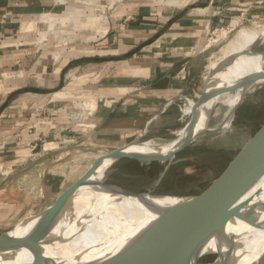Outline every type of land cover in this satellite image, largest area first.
Wrapping results in <instances>:
<instances>
[{
  "label": "crops",
  "instance_id": "crops-1",
  "mask_svg": "<svg viewBox=\"0 0 264 264\" xmlns=\"http://www.w3.org/2000/svg\"><path fill=\"white\" fill-rule=\"evenodd\" d=\"M104 6L0 0V229L52 205L103 155L174 128L208 36L264 23V0Z\"/></svg>",
  "mask_w": 264,
  "mask_h": 264
},
{
  "label": "bare ground",
  "instance_id": "bare-ground-1",
  "mask_svg": "<svg viewBox=\"0 0 264 264\" xmlns=\"http://www.w3.org/2000/svg\"><path fill=\"white\" fill-rule=\"evenodd\" d=\"M258 38L264 44V24L240 31L230 43L231 46L227 45V53L210 64L213 69L225 60L234 58L230 64L217 70L209 104L201 105L203 94L198 101H186L183 114L189 121L174 133L175 138H151L134 146L131 152L144 160L160 158L175 144L205 129L212 111L215 122L210 129L220 130L227 126L236 105L264 83V51L254 46ZM234 82L239 83L238 90L228 94L226 90ZM159 162L164 164L165 169L171 159ZM109 168L110 164L102 166L94 180L103 182ZM261 188L263 194L257 199L253 210L255 208L263 217L264 181ZM179 201V197L155 199L148 194L131 197L121 193L109 194L102 187L81 188L48 224L51 232L46 233L35 224H29L19 232L22 238L11 244L6 253H0V264H83L86 261L100 264L111 258L115 262L118 259L113 258L114 254L127 238L158 221ZM228 232L238 236V247L234 254L236 264H249L263 255V230L236 223L228 228ZM214 246V243L210 244V247ZM122 264L135 263L127 261Z\"/></svg>",
  "mask_w": 264,
  "mask_h": 264
},
{
  "label": "water",
  "instance_id": "water-1",
  "mask_svg": "<svg viewBox=\"0 0 264 264\" xmlns=\"http://www.w3.org/2000/svg\"><path fill=\"white\" fill-rule=\"evenodd\" d=\"M233 60L234 58L225 60L217 68L211 69L204 84L202 106L212 101L214 76L217 70ZM212 112L205 129L175 144L161 154L160 158L144 160L131 152L134 146L142 142L143 135L130 144L103 155L82 179L66 188L52 205L1 234L0 253H6L11 244L22 238L19 232L28 224H35L46 233L51 232L52 228L50 229L48 224L59 215L81 188L102 187L109 194L140 196L141 194L130 192L118 185L107 184L104 180L98 182L94 177L105 164H110L111 167L120 160L128 159L141 164H151L175 158L211 131ZM169 167L170 165L164 169L154 187L161 183ZM263 181L264 129L241 163L221 185L202 195L180 198V201L169 208L158 221L127 238L114 254L113 258L118 259L117 261L112 262L111 258L100 264H122L127 261L135 264H236L234 254L238 247V236L228 232V228L241 223L264 231V216H260L255 208L253 210L257 199L263 194L261 188ZM261 205L264 212V202ZM211 243L216 246L210 247ZM210 257L214 259L205 261ZM83 264H89V261ZM249 264H264V253Z\"/></svg>",
  "mask_w": 264,
  "mask_h": 264
},
{
  "label": "rangeland",
  "instance_id": "rangeland-1",
  "mask_svg": "<svg viewBox=\"0 0 264 264\" xmlns=\"http://www.w3.org/2000/svg\"><path fill=\"white\" fill-rule=\"evenodd\" d=\"M263 24H242L237 28L220 30L208 36V47L202 55V62L196 71L194 90L187 101L199 100L200 95L204 92L205 78L209 75L211 65L227 53L234 37L236 38L244 29H251L253 26ZM254 46L256 49L264 51V44L261 43L260 38L255 41ZM238 87L239 83L234 82L226 91L228 94L236 93ZM186 103L184 101L181 104L178 111L179 122L174 128H169L158 134L151 133L142 141L157 137L166 140L175 138L174 133L184 128L189 121V118L183 114ZM240 103L236 105L227 126L220 130H211L194 145L171 159L170 167L157 187L154 185L164 171L162 162L141 164L135 160H120L109 168L104 182L118 185L136 194H150V197L155 199L193 197L214 190L241 163L264 129V83L259 84L257 90ZM213 114L214 111L210 125L215 122ZM94 162H91L90 165H93ZM36 212L38 211L36 210ZM11 229H0V235ZM213 259L214 257H210L205 261Z\"/></svg>",
  "mask_w": 264,
  "mask_h": 264
},
{
  "label": "built area",
  "instance_id": "built-area-1",
  "mask_svg": "<svg viewBox=\"0 0 264 264\" xmlns=\"http://www.w3.org/2000/svg\"><path fill=\"white\" fill-rule=\"evenodd\" d=\"M104 1H105V6H104L105 9L106 8L112 9L123 2V0H104ZM215 33L216 32H212L211 34H215ZM184 101L186 102L187 98H185Z\"/></svg>",
  "mask_w": 264,
  "mask_h": 264
}]
</instances>
